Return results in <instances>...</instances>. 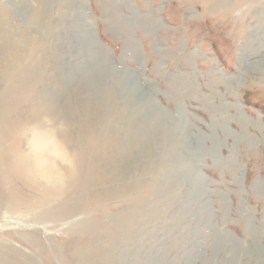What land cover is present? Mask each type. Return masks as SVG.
Masks as SVG:
<instances>
[{"label": "rangeland", "instance_id": "rangeland-1", "mask_svg": "<svg viewBox=\"0 0 264 264\" xmlns=\"http://www.w3.org/2000/svg\"><path fill=\"white\" fill-rule=\"evenodd\" d=\"M28 2L32 9L18 14L11 0H0L13 11V24L36 39L25 63L37 75L8 92L10 51L2 48L0 264H232L222 232L259 248L254 261L237 256L235 264L264 261V38L254 39L264 30V0L242 1L231 11L221 10L225 0H78L72 11L54 2L30 30L25 15L38 6ZM80 24L108 51L112 67L136 75L163 110L180 109L195 157L175 139L182 162L176 167L167 171L140 158L136 170L126 165L128 172L111 178L105 159L119 155L124 141L130 149L135 130L127 126L139 120L118 95L117 119L102 140L90 134L80 140V130L94 133L97 122L82 120L71 103L66 118L29 117L28 106L42 96L68 100L60 91L77 56ZM61 130L65 144L52 138ZM214 141L216 164L209 156ZM152 148L158 155L159 145ZM197 175L204 178L199 187Z\"/></svg>", "mask_w": 264, "mask_h": 264}, {"label": "bare ground", "instance_id": "bare-ground-1", "mask_svg": "<svg viewBox=\"0 0 264 264\" xmlns=\"http://www.w3.org/2000/svg\"><path fill=\"white\" fill-rule=\"evenodd\" d=\"M32 1H34L37 4L38 8L35 10L33 9L34 11L31 10L29 14L25 15L26 16L25 25L29 26V30H30V27L32 26H35V27L41 26L40 19L42 18L41 16L44 13L42 12V9L44 6L48 8L50 4L51 6H54L57 4L58 7L60 5L61 8L63 6V8H66V10L70 9L72 11L73 8L76 6V4H79L77 2L78 0H55V1L54 0H32ZM211 1L212 3H216V0H211ZM225 1L228 2L227 3L228 5H226L225 8H221L222 6H220L222 11L223 10L231 11L230 9L235 8L236 6H238L239 3H241L242 1H247V0H225ZM11 3L13 4L15 10H17L18 14L19 13L23 14L22 12H24V10H26V13H28L27 10L32 9L28 0H11ZM217 3L220 4L219 2ZM208 5L211 6V4H208ZM217 7L218 6H216L215 4L212 6V8H215V10H218ZM12 12L13 11L10 12V9H8L5 4H0V83L3 77L2 69H3L4 60H2V54L4 51L2 50V48H4L10 51L9 66H8L9 67L8 77H10V80L8 82V88H9L8 92H11V93H13L12 88L15 85H17L18 89H20L21 88L20 86L21 85L23 86V83L27 84V80L29 79L31 75L34 76V78L32 79V82L37 77L35 71H32L33 68L29 65L28 63L29 61L25 63L27 58L33 57L34 52L32 51H34L33 47L35 46L36 39L34 40L30 38V36L26 34V33H29L28 29L23 30L21 27L17 28V26L13 24L12 17H15V16ZM86 15H87V12H86ZM87 18L91 20V18L88 15H87ZM79 30H80V38L74 47L76 50H78L77 56L75 59L76 62L74 61L73 68L69 70L70 72L68 71L69 73L67 74V78H68L67 82H64L63 87L61 88V91H60L61 95H63V93L65 95L63 99L68 98V100L63 102L61 101L62 99L57 97L58 95H51V96H46V97L42 96L41 98L42 101H39L40 103H38L40 106L39 105L37 106L36 105L37 103L34 105L35 107L32 105L28 106L29 109L27 108L28 110L26 111V113L28 115L30 114L29 117L31 115H34L35 120H38L40 118L39 114L41 113V114L49 115L53 121H56L57 118H61V117L66 118L67 116H69V114L72 115V112L70 111L69 113L68 111L71 109V107L70 109H68L69 107L67 106L69 103H71L74 105L72 106L73 112H74V109L77 110L76 113L79 114V117H81V119L83 118L82 120H85V119L86 121L91 120L93 124L97 122L94 133L88 132L87 130L83 128L80 130V140L83 139V136H88L89 134H90V138H92L91 136L95 137L97 135L98 136L97 138L98 139L101 138L102 140V139H105V137L109 136V133L111 130L110 129L111 126H109V122L117 119L116 112H118V109L114 102L115 101L114 99L115 98L118 99V96H119V99H120L119 101H121L122 104H124L126 108L127 107L131 108L133 111V114H135V118L138 117L139 120H138V125L136 124L137 122L135 123L137 126V127H134L135 129L133 128L134 125L132 124L128 125L130 122L126 121V123H128L127 129L131 132L135 130V134H134L135 136H131V139H130L131 142H133V144H131L130 142V149L127 144L128 141L127 142L124 141L123 148L120 149L121 151L119 150L120 151L119 155L116 156L115 154V156H113L112 154V155H109L107 159H105L106 161H108L109 166H110V169L109 170L107 169V170L112 172L110 175L111 178L113 179L117 178V176H119V173H124L123 168L126 165H128V168L129 166H131L130 167L131 169L135 167L136 165H138V163H140L141 161L140 158L148 159L151 163L154 162L155 164H158V165L160 164L159 167L160 168L162 167V169L165 168L167 169V171H168V168H173L174 166L176 167L178 163H182V162L181 160L178 162L179 159L175 155V150L173 147L175 139L176 140L181 139L183 142H185L184 143L185 148L187 147L189 153H192L193 157H195L197 153L195 154L196 151H193V149L191 148L192 146L190 144L191 135L187 133V128L189 125L186 122L185 118L184 119L182 118L184 114L180 111V109H178V111L176 112V115H172L169 112L163 110L160 106H158L155 103V101L151 98V96L146 94L145 91L140 87V85L137 83L138 77L136 75H133V73L131 72L128 73L127 70L125 69L121 70V69H115L114 67H112V65L108 61L109 60L108 51L104 47H102L100 44H98L95 39L91 38L90 29L88 25L81 26L80 24ZM262 33H264V30H260L259 34L255 36L254 39H256V41L258 42L262 41L264 38V35ZM55 47L57 48V46ZM17 48L20 50L18 51ZM62 63H63V59H62ZM26 64H28L31 69ZM261 73L264 74V69ZM58 74H59V71H58ZM62 78L64 77L62 76ZM29 81L31 80L29 79ZM28 85H29V82H28ZM181 85H183L182 82H181ZM184 85H186L184 88L191 90L188 84L184 83ZM68 90H69V94H67ZM6 102H7L6 98L4 97L2 102H0L1 103L0 107L2 108L3 104L4 103L6 104ZM16 107L17 105L16 106L13 104L10 105V109H12L11 113L15 111ZM72 117L73 116H71V118ZM126 118L129 119V117H126ZM77 122H78L77 125L81 123L80 120H78ZM127 132L128 131H125V133ZM52 135H53L52 138L54 140H57L58 144H63V143L65 144L68 141L66 130L52 132ZM123 136L121 135V137ZM212 143H213L212 147L209 150V154H210L209 156H212L216 164V162L218 163V158L214 155V149L216 146V142L214 141ZM108 144L109 142L105 143L104 146H107ZM125 144H126V147H125ZM156 145H159L158 155L152 156L151 151H155L154 150L155 148L153 149L152 147ZM76 150H77V154H80L81 156L85 152L81 144H79ZM202 150L204 152V149ZM155 152L157 153V151ZM104 153L107 154L106 151H104ZM72 167H74V165H72ZM154 167L156 168V165ZM136 168H133L132 170H136ZM230 168H232L231 170L234 174L235 172H237L236 166H233ZM125 170L127 171V169ZM157 176L159 178V173ZM203 180L204 178H202L200 175H197V180H196L197 182L195 184V187L202 186L201 182ZM163 185L165 187V183ZM222 206L225 207L226 204L222 202ZM201 212L202 210H200V213ZM200 213L199 215H201ZM244 218L246 219V217ZM243 223H247V221ZM244 229H245L246 235L249 238L253 239L256 237V234L252 232V229L249 224H245ZM219 235L222 237L226 236V239L223 240L222 243L223 242L227 243L229 241L232 244L229 254H226V257H225V259L227 257H231L232 264H235V259L237 256H239V259H238L239 262L242 258H245L247 259L246 262L248 263H250L251 261H254L257 255L259 256L258 247L256 248L252 246L247 247L241 242L234 240L233 237L231 240H229V238H231V234L227 232H224V233L222 232L221 234L219 233ZM215 247L217 248V246ZM215 247H213V250L215 249ZM251 250L253 251L252 254H250ZM256 253L257 255L255 256ZM215 256L213 257V260ZM202 261H203V264H212L210 260L209 261L202 260ZM138 262L139 261L137 260V263ZM221 264H224V263H221ZM258 264H264V261H258Z\"/></svg>", "mask_w": 264, "mask_h": 264}]
</instances>
